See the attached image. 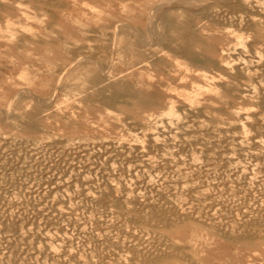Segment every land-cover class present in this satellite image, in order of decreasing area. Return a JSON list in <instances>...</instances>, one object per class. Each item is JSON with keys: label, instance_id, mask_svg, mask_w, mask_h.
<instances>
[{"label": "rangeland", "instance_id": "1", "mask_svg": "<svg viewBox=\"0 0 264 264\" xmlns=\"http://www.w3.org/2000/svg\"><path fill=\"white\" fill-rule=\"evenodd\" d=\"M201 1L0 0V264H264V0Z\"/></svg>", "mask_w": 264, "mask_h": 264}, {"label": "bare ground", "instance_id": "2", "mask_svg": "<svg viewBox=\"0 0 264 264\" xmlns=\"http://www.w3.org/2000/svg\"><path fill=\"white\" fill-rule=\"evenodd\" d=\"M190 1H191V0H190ZM193 1H195V0H192V2H193ZM198 1H200V0H198ZM202 1H203V0H202ZM202 1H201V3H202ZM208 1H211V0H208ZM258 1H259V0H258ZM48 2H49V1H48ZM178 2H179V1H178ZM178 2H176V0H175V3H178ZM181 2H182V0H181ZM186 2H187V1H186ZM192 2H190V3H192ZM219 2H220V1H219ZM228 2H229V1H228ZM245 2H246V1H245ZM255 2H256V1H255ZM171 3H172V2H171ZM184 3H185V2H184ZM188 3H189V2H187V5H188ZM193 3H195V2H193ZM198 3H200V2H198ZM220 3H221V2H220ZM260 3H262V2L260 1ZM185 4H186V3H185ZM195 4L198 5L197 3H195ZM230 4H232V3H230ZM230 4H229V5H230ZM170 5H171V4H170ZM179 5H184V4H179ZM179 5H178V6H179ZM192 5H193V4H192ZM204 5H205V4H204ZM227 5H228V3H227ZM229 5H228V6H229ZM247 5H248V4H247ZM173 6H174V5H172V7H173ZM175 6H177V4H175ZM184 6H186V5H184ZM193 6H194V5H193ZM225 6H226V4H225ZM245 6H246V5H245ZM158 7H159V6H158ZM181 7H182V6H181ZM195 7H196V6H195ZM207 7H208V6H207ZM235 7H236V6H235ZM155 8H157V7H155ZM183 8H184V7H183ZM183 8H182V9H183ZM187 8H188V7H187ZM189 8H190V7H189ZM193 8H194V7H193ZM232 8H234V7H232ZM238 8H239V7H237V9H238ZM259 8H260V7H259ZM259 8H258V9H259ZM168 9H169V8H168ZM166 10H167V9H166ZM186 10H187V9H186ZM188 10H189V9H188ZM190 10H191V8H190ZM193 10H195V9H193ZM198 10H199V9H198ZM248 10H249V8H248ZM157 11H158V9H157ZM169 11H170V10H169ZM195 11H196V10H195ZM153 12H154V11H153ZM155 12H156V9H155ZM197 12H198V11H197ZM243 12H244V11H243ZM164 13H165V12H163L162 14H164ZM224 13H225V12H224ZM230 13H231V11H230ZM239 13H240V12H239ZM157 14H158V13H157ZM162 14H161V15L159 14L160 17L163 16ZM227 14H228V13H227ZM246 14H247V11H246ZM249 14H250V13H249ZM152 15H154V14H152ZM164 15H166V14H164ZM173 16H175V15L173 14ZM224 16H225V15H224ZM227 16H228V15H227ZM227 16H226V17H227ZM239 16L241 17L240 14H239ZM239 16H238V19L241 20V18H239ZM248 16H249V15H248ZM151 17H152V16H151ZM158 18H159V16H158ZM164 18H165V17H163V18L161 17V19H164ZM169 18H170V17H169ZM171 18H172V17H171ZM227 18H228V17H227ZM173 19H174V18H173ZM244 19H246V18H244ZM250 19H251V18H250ZM171 20H172V19H171ZM175 20H176V19H175ZM256 20H257V18H256ZM150 21H151V20H150ZM153 21H154V20H153ZM166 21H167V20H166ZM167 22H168V21H167ZM174 22L176 23V21H174ZM174 22L171 21L170 24H172V23H174ZM236 22H237V21H236ZM152 23H153V22H152ZM237 23H238V22H237ZM247 23H248V22H247ZM179 24H180V23H178V25H179ZM181 24H182V23H181ZM253 24H254V23H253ZM173 25H174V24H173ZM175 25H177V24H175ZM236 25H237V24H236ZM121 26H123V25H121ZM153 26H154V25H153ZM171 26H172V25H170V27H171ZM238 26H239V25H238ZM155 27H156V26H155ZM168 27H169V24H168ZM170 27H169V28H170ZM176 27H177V26H176ZM181 27H182V26H181ZM183 27H184V26H183ZM187 28H188V27H187ZM249 28H250V26H249ZM252 28H253V27H252ZM181 29H182V28H181ZM170 30H171V28H170ZM173 30H174V28H173ZM182 30H183V29H182ZM228 30H229V29H228ZM234 30H235V29H234ZM133 31H134V30H133ZM177 31H178V29H177ZM235 31H237V30H235ZM116 32H117V31H116ZM175 32H176V30H175ZM149 33H151V32H149ZM157 33H158V31H157ZM176 33L178 34L179 32H176ZM190 33H192V32H190ZM190 33H189V34H190ZM234 33H236V32H234ZM137 34H138V33H137ZM147 34H148V33H147ZM155 34H156V33H155ZM193 34H194V33H193ZM239 34H240V33H239ZM150 35H152V34H150ZM169 35H170V33H169ZM172 35H173V34H172ZM187 35H188V34H187ZM235 35H236V34H235ZM146 36H147V35H146ZM162 36H163V35H162ZM175 36H178V35H175ZM179 36H180V35H179ZM191 36H192V35H191ZM241 36H242V34H241ZM111 37H112V36H111ZM154 38H155V37H154ZM163 38H164V37H163ZM166 38H167V37H166ZM193 38H194V37H193ZM238 38H239V37H238ZM242 38H243V37H242ZM142 39H143V38H142ZM146 39H147V38H146ZM168 39H169V38H168ZM168 39H167V40H168ZM189 39H190V38H189ZM147 40H148V39H147ZM161 40H162V39H161ZM174 40H175V39H174ZM174 40H173V41H174ZM236 40H238V39H236ZM240 40H242V39H240ZM142 41H143V40H142ZM148 41H150V40H148ZM155 41H157L156 38H155L154 42H155ZM173 41H172V42H173ZM242 41H243V40H242ZM244 41H246V40L244 39ZM146 42H147V41H146ZM154 42H153V43H154ZM236 42H237V41H236ZM191 43H192V42H191ZM239 43H240V41H239ZM246 43H247V42H246ZM150 44H151V43H150ZM243 44H244V43L242 42V46H243ZM148 45H149V44H148ZM148 45H147V46H148ZM186 45H187V44H186ZM233 45H234V44H233ZM246 45H247V44H246ZM144 46H145V45H144ZM150 46H151V45H150ZM187 46H188V45H187ZM189 46H190V45H189ZM189 46H188V47H189ZM239 46H240V44H239ZM239 46H238V48H240ZM244 46H245V45H244ZM112 47H113V46H112ZM115 47H116V46H115ZM233 47H234V46H233ZM190 48H191V47H190ZM241 48H242V47H241ZM113 49H114V48H113ZM186 49H187V47H186ZM246 49H247V47H246ZM109 50H110V49H109ZM109 50H108V51H109ZM177 50H178V49H177ZM190 50L193 51V49H190ZM241 50H242V49H241ZM110 51H111V50H110ZM187 51H188V50H187ZM223 52H224V51H223ZM235 52H236V50H235ZM103 53H104V52H103ZM110 53H111V52H110ZM249 53H250V52H249ZM100 54H101V53H100ZM105 54H107V53L105 52ZM229 54H230V53H229ZM259 54L262 55L261 53H259ZM107 55H108V54H107ZM109 55H110V54H109ZM184 55H185V54H184ZM189 55H190V54H189ZM203 55H204V54H203ZM91 56H92V55H91ZM110 56H111V55H110ZM256 56H257V55H256ZM263 56H264V55H263ZM88 57H90V56H88ZM185 57H186V56H185ZM187 57H188V56H187ZM201 57H202V55H201ZM208 57H209V56H208ZM240 57H241V56H240ZM259 57H260V56H259ZM84 58H85V57H84ZM203 58H204V57H203ZM238 58H239V57H238ZM241 58H242V57H241ZM241 58H239V59H241ZM76 59H77V58H76ZM79 59H80V58H79ZM91 59H93V58H91ZM108 59H109V57H108ZM189 59H190V58H189ZM232 59H234V58H232ZM239 59H238V60H239ZM258 59H259V58H258ZM81 60H82V58H81ZM86 60H87V59H86ZM241 60H242V59H241ZM248 60H249V59H248ZM248 60H247V61H248ZM94 61H95V60H94ZM233 61H236V60H233ZM253 61H254V59H253ZM255 61H257V59H256ZM258 61H259V60H258ZM81 62H82V61H81ZM110 62H111V61H110ZM236 62H238V61H236ZM79 63H80V62H79ZM104 63H105V62H104ZM234 63H235V62H234ZM234 63H233V64H234ZM247 63H248V62H247ZM259 63H260V62H259ZM77 64H78V63H77ZM99 64H101V63H99ZM102 64H103V62H102ZM224 64H225V63H224ZM226 64H227V63H226ZM228 64H229V62H228ZM233 64H231V65H233ZM198 65H199V63H198ZM229 66H230V65H229ZM97 67H98V65H97ZM100 67H101V65H100ZM103 67H105V66H103ZM230 67H231V66H230ZM106 68H107V67H106ZM103 70H104V69H103ZM248 73H249V72H248ZM252 73H253V72H252ZM252 73H251V74H252ZM251 74H250V75H251ZM205 75H206V74H205ZM248 76H249V75H248ZM248 76H247V77H248ZM61 77H62V76H61ZM184 77H185V76H184ZM206 78H207V77H206ZM256 80H257V79H256ZM256 80H255V81H256ZM99 82H100V81H99ZM64 84H65V83H64ZM62 86H63V85H62ZM129 86H130V85H129ZM119 87H121V86H119ZM127 87H128V86H127ZM128 88H129V87H128ZM213 88H214V87H213ZM253 88H254V87H253ZM129 89H130V88H129ZM129 89H128V90H129ZM254 90H255V89H254ZM133 94H135V93H133ZM256 94H257V93H256ZM258 94H259V93H258ZM253 95H254V93H253ZM261 100H262V99H261ZM10 103H11V102H10ZM48 105H49V104H48ZM172 108H173V107H172ZM176 108H177V107H176ZM170 110H171V109H170ZM181 110H182V108H181ZM177 111H178V110H177ZM182 111H183V110H182ZM172 112H175V111H174V110L170 111V113H172ZM241 112H242V111H241ZM241 112H240V113H241ZM2 113H3V112H2ZM5 113H7V112H5ZM164 113H165V112H164ZM166 113H167V112H166ZM170 113H169V114H170ZM175 113H176V112H175ZM7 114H8V113H7ZM169 114H168V115H169ZM247 114H249V113H246V115H247ZM12 115H14V114H12ZM173 115H174V114H173ZM173 115H172V116H173ZM250 115H251V114H250ZM0 117H1V116H0ZM167 117H168V116H167ZM169 117H170V115H169ZM175 117L177 118V116H175ZM244 117H245V116H244ZM249 117H250V116H249ZM1 118H3V117H1ZM172 118H173V117H172ZM247 118H248V117H247ZM240 119H241V118H240ZM5 120H6V119H5ZM175 120H176V119H175ZM190 120H191V119H190ZM246 120H247V119H246ZM246 120H245V121H246ZM155 121H156V120H155ZM166 122H167V121H166ZM248 122H249V120H248ZM260 122H261V121H260ZM186 123H187V122H186ZM186 123H185V124H186ZM251 123H252V122H251ZM245 124H246V123H245ZM245 124H244V126H245ZM260 124H261V123H260ZM161 126H163V125L161 124ZM174 127H175V126H174ZM245 128H248V126L245 127ZM255 128H256V126H255ZM152 130H153V129H152ZM210 130H211V129H210ZM245 130H246V129H245ZM169 136H170V134H169ZM222 136H223V135H222ZM181 137H182V136H181ZM223 137H224V136H223ZM258 137H259V135H258ZM5 138H6V137H5ZM260 138H261V137H260ZM183 139H184V138H183ZM221 139H222V138H221ZM254 139H256V138H254ZM254 139H253V141H254ZM226 140H227V139H226ZM240 140H241V139H240ZM257 140H258V139H256L254 142H256ZM168 141H169V140H168ZM260 141H261V140H260ZM215 142H216V141H215ZM218 142H219V141H218ZM109 143H110V142H109ZM172 143H173V142H172ZM251 143H252V142H251ZM259 143H260V142H259ZM259 143H258V144H259ZM106 144H107V143H106ZM262 144H263V143H262ZM77 145H78V144H77ZM104 146H105V145H104ZM30 147H31V146H30ZM137 147H138V146H137ZM186 147H187V146H186ZM198 147H200V146H198ZM196 148H197V147H196ZM17 150H18V149H17ZM59 150H60V149H59ZM67 150H68V149H67ZM67 150H66V151H67ZM185 150H186V149H185ZM199 150H200V149H199ZM183 151H184V150H183ZM43 152H44V151H43ZM11 153H12V151H11ZM54 153H55V152H54ZM73 153H74V152H73ZM87 153H88V152H87ZM47 154H48V153H47ZM146 154H147V153H146ZM6 155H7V154H6ZM67 155H68V153H67ZM71 155H72V154H71ZM88 155H89V154H88ZM15 156H16V155H15ZM46 156H47V155H46ZM65 156H66V155H65ZM150 156H151V155H150ZM172 156H173V155H172ZM189 156H191V155H189ZM242 156H243V155H242ZM71 157H72V156H71ZM77 157H78V156H77ZM19 158H20V157H19ZM41 158H42V157H41ZM55 158H56V157H55ZM63 158H65V157H63ZM137 158H138V157H137ZM139 158H140V157H139ZM57 159H58V158H57ZM70 159H72V158H70ZM70 159H69V160H70ZM75 159H77V158L75 157ZM101 159H102V158H101ZM191 159H192V158H191ZM219 159H220V158H219ZM262 159H263V158H262ZM122 160H123V159H122ZM131 160H132V159H131ZM197 160H198V159H197ZM63 161H64V160H63ZM70 161H71V160H70ZM180 161H181V160H180ZM194 161H195V160H194ZM236 161H237V160H236ZM239 161H240V160L238 159V163H237V164H240ZM21 162H22V161H21ZM49 162H50V161H49ZM67 162H69V161H67ZM110 162H111V161H110ZM135 162H136V161H135ZM16 163H17V162H16ZM19 163H20V162H19ZM55 163H56V162H55ZM140 163H141V161H140ZM188 163H189V162H188ZM193 163H194V162H193ZM243 163H244V162H243ZM257 163H258V162H257ZM263 163H264V162H263ZM155 164H156V163H155ZM198 164H199V163H198ZM212 164H213V163H212ZM241 164H242V162H241ZM253 164H254V163H253ZM36 165H37V164H36ZM66 165H68V163H67ZM109 165H110V164H109ZM112 165H113V164H112ZM144 165H145V164H144ZM144 165H142V166H144ZM191 165H192V164H191ZM191 165H190V166H191ZM213 165H214V164H213ZM232 165H233V164H232ZM235 165H236V163H235ZM17 166H18V165H17ZM17 166H16V167H17ZM20 166H21V165H20ZM113 166H114V165H113ZM119 166H120V165H119ZM236 166H237V165H236ZM86 167H87V166H86ZM92 167H93V166H92ZM120 167H121V166H120ZM151 167H152V166H151ZM151 167H150V168H151ZM153 167H154V166H153ZM207 167H208V166H207ZM237 167H238V166H237ZM34 168H35V167H34ZM65 168H66V166H65ZM115 168H116V167H115ZM161 168H162V167H161ZM241 168H242V167H241ZM55 169H56V168H55ZM66 169H67V168H66ZM77 169H78V168H77ZM122 169H123V168H122ZM126 169H127V168H126ZM148 169H149V168H148ZM152 169H153V168H152ZM152 169H151V170H152ZM170 169H171V168H170ZM195 169H196V168H195ZM206 169H207V168H206ZM233 169H234V168H233ZM236 169H237V168H236ZM239 169H240V168H239ZM244 169H246V168H244ZM244 169H243V171H244ZM13 170H14V169H13ZM67 170H68V169H67ZM137 170H138V169H137ZM144 170H146V169L144 168ZM184 170H185V169H184ZM209 170H210V169H209ZM9 171H10V170H9ZM11 171H12V170H11ZM117 171H118V170H117ZM141 171H142V170H141ZM45 172H46V171H45ZM65 172H66V171H65ZM148 172H149V170H148ZM151 172H155V171H151ZM205 172H206V170H205ZM246 172H247V171H246ZM138 173H139V171H138ZM144 173H145V172H144ZM158 173H159V172H158ZM203 173H204V172H203ZM240 173H241V172H240ZM252 173H253V171H252ZM8 174H9V173H8ZM31 174H32V173H31ZM154 174H155V173H154ZM170 174H171V173H170ZM51 175H52V174H51ZM56 175H57V174H56ZM68 175H69V174H68ZM68 175H67V176H68ZM117 175H118V174H117ZM127 175H128V174H127ZM205 175H207V174L205 173ZM254 175H255V173H254ZM44 176H45V175H44ZM146 176H147V175H146ZM57 177H58V175H57ZM74 177H75V176H74ZM87 177H88V176H87ZM116 177H117V176H116ZM169 177H170V176H169ZM212 177H213V176H212ZM255 177H256V176H255ZM43 178H44V177H43ZM51 178H52V177H51ZM127 178H129V177H127ZM127 178H126V179H127ZM135 178H136V177H135ZM148 178H149V177H147V179H148ZM162 178H163V177H162ZM170 178H171V177H170ZM170 178H169V179H170ZM121 179H122V178H121ZM130 179H131V178H130ZM252 179H253V178H252ZM48 180H49V179H48ZM151 180H152V179H151ZM26 181H27V180H26ZM53 181H54V180H53ZM229 181H230V180H229ZM248 181H249V180H248ZM50 182H51V181H50ZM63 182H64V179H63ZM217 182H218V180H217ZM249 182H250V181H249ZM45 183H46V182H45ZM129 183H130V182H129ZM139 183H140V182H139ZM159 183H160V182H159ZM235 183H236V182H235ZM81 184H82V183H81ZM205 184H206V183H205ZM228 184H229V183H228ZM236 184H237V183H236ZM18 185H19V184H18ZM52 185H54V184H52ZM84 185H85V184H84ZM163 185H164V184H163ZM229 185H230V184H229ZM50 186H51V185H50ZM130 186H131V185H130ZM159 186H160V184H159ZM169 186H170V185H169ZM218 186H219V185H218ZM57 187H58V186H57ZM74 187H75V186H74ZM148 187H149V186H148ZM244 187H245V186H244ZM76 188H77V187H76ZM126 188H127V187H126ZM156 188H157V187H156ZM163 188H164V187H163ZM61 189H62V188H61ZM132 189H133V187H132ZM201 189H202V188H201ZM209 189H210V187H209ZM220 189H221V188H220ZM73 190H74V189H73ZM164 190H165V188H164ZM261 190H262V189H261ZM15 191H16V190H15ZM23 191H25V190H23ZM35 191H36V190H35ZM50 191H51V190H50ZM52 191H53V190H52ZM54 191H55V190H54ZM90 191H91V190H90ZM139 191H140V190H139ZM165 191H166V190H165ZM259 191H260V190H259ZM3 192H4V191H3ZM43 192H44V191H43ZM47 192H48V191H47ZM228 192H229V191H228ZM29 193H30V192H29ZM50 193H51V192H50ZM93 193H95V192H93ZM136 193H137V191H136ZM170 193H171V192H170ZM183 193H185V192H183ZM24 194H25V193H24ZM42 194H43V193H42ZM113 194H114V193H113ZM145 194H146V193H145ZM21 195H22V194H21ZM51 195H52V194H51ZM223 195H224V194H223ZM227 195H228V194H227ZM15 196H16V195H15ZM212 196H213V195H212ZM51 197H52V196H51ZM59 197H60V196H59ZM220 197H221V196H220ZM2 198H3V197H2ZM32 198H33V197H32ZM43 198H44V197H43ZM45 198H46V197H45ZM3 199H4V198H3ZM53 199H56V198H53ZM89 199H90V197H89ZM201 199H202V198H201ZM203 199H204V198H203ZM33 200H34V199H33ZM76 200H77V199H76ZM151 200H152V199H151ZM163 200H164V199H163ZM231 200H233V199L231 198ZM236 200H237V199H236ZM74 201H75V200H74ZM139 201H140V199H139ZM143 201H144V200H143ZM143 201H142V202H143ZM85 202H86V201H85ZM120 202H121V201H120ZM227 202H228V201H227ZM232 202H233V201H232ZM15 203H16V201H15ZM79 203H80V202H79ZM150 203H151V202H150ZM251 203H252V202H251ZM49 204H50V203H49ZM55 204H56V203H55ZM136 204H137V203H136ZM180 204H181V203H180ZM182 204H183V203H182ZM232 204H233V203H232ZM6 205H7V204H6ZM6 205H5V206H6ZM32 205H33V204H32ZM138 205H139V204H138ZM168 205H169V204H168ZM185 205H186V204H185ZM185 205H184V206H185ZM187 205H188V204H187ZM189 205H191V204H189ZM16 206H17V205H16ZM36 206H37V205H36ZM97 206H98V205H97ZM163 206H165V205H163ZM179 206H180V205H179ZM229 206H230V205H229ZM64 207H66V206H64ZM78 207H79V206H78ZM94 207H95V206H94ZM147 207H148V206H147ZM186 207H187V206H186ZM215 207H217V206H215ZM258 207H259V206H258ZM59 208H60V207H59ZM74 208H75V207H74ZM174 208H176V207L174 206ZM174 208H172V210H173ZM207 208H208V207H207ZM55 209H56V208H55ZM81 209H82V208H81ZM98 209H99V208H98ZM108 209H109V208H108ZM162 209H163V208H162ZM166 209H167V208H166ZM179 209H180V208H178L177 210H179ZM182 209H183V206H182ZM182 209H180V210H182ZM189 209H190V208H189ZM191 209H192V208H191ZM214 209H215V208H214ZM218 209H219V208H218ZM23 210H24V209H23ZM63 210H64V209H63ZM83 210H84V209H83ZM154 210H156V209H154ZM203 210H204V209H203ZM38 211H39V210H38ZM47 211H48V210H47ZM65 211H66V209H65ZM67 211H68V210H67ZM73 211H75V210H73ZM77 211H78V210H77ZM77 211H76V212H77ZM138 211H139V210H138ZM235 211H236V210H235ZM262 211H263V210H262ZM76 212H75V213H76ZM88 212H89V210H88ZM172 212H173V211H172ZM179 212H180V211H179ZM179 212H178V213H179ZM182 212L185 213L186 211H181L180 213H182ZM205 212H206V211H205ZM215 212H216V211H215ZM221 212H222V211H221ZM233 212H234V211H233ZM6 213H7V212H6ZM23 213H25V211H24ZM33 214H34V213H33ZM41 214H42V213H41ZM52 214H53V213H52ZM175 214H176V213H175ZM193 214H194V213H193ZM193 214H192V217L195 215V214H194V215H193ZM217 214H218V213H217ZM220 214H221V213H220ZM223 214H224V212H223ZM7 215H8V214H7ZM17 215H18V214H17ZM49 215H50V214H49ZM60 215H61V214H60ZM65 215H66V214H65ZM85 215H86V213H85ZM124 215H125V214H124ZM183 215H184V214H183ZM185 215H186V214H185ZM206 215H207V214H206ZM235 215H236V214H235ZM5 216H6V215H5ZM30 216H31V215H30ZM52 216H53V215H52ZM96 216H97V215H96ZM10 217H11V216H10ZM17 217H18V216H17ZM57 217H58V216H57ZM123 217H124V216H123ZM206 217H208V216H206ZM217 217H218V216H217ZM22 218H23V217H22ZM25 218H26V216H25ZM46 218H47V217H46ZM46 218H45V219H46ZM196 218H197V217H196ZM201 218H203V217H201ZM236 218H237V217H236ZM9 219H10V218H9ZM11 219H12V218H11ZM16 219H17V218H16ZM20 219H21V218H20ZM164 219H165V218H164ZM198 219H199V218H198ZM207 219H208V218H207ZM207 219H206V220H207ZM218 219H219V218H218ZM47 220H48V219H47ZM214 220H215V219H214ZM214 220H213V221H214ZM10 221H11V220H10ZM19 221H20V220H19ZM26 221H27V220H26ZM48 221H49V220H48ZM6 222H7V221H6ZM50 222H51V221H50ZM204 222L206 223L207 221H204ZM208 222H210V221H208ZM215 222H216V221H215ZM257 222H258V221H257ZM30 223H31V222H30ZM34 223H35V222H34ZM44 223H45V222H44ZM48 223H49V222H48ZM52 223H53V222H52ZM104 223H105V222H104ZM122 223H123V222H122ZM122 223H121V224H122ZM227 223H228V222H227ZM72 224L74 225L73 222H72ZM87 224H88V223H87ZM210 224H211V223H210ZM83 226H84V225H83ZM83 226H82V227H83ZM104 226H105V225H104ZM224 226H225V225H224ZM224 226H223V227H224ZM77 227H78V226H77ZM16 228H17V227H16ZM19 228H20V227H19ZM46 228H47V227H46ZM94 228H95V227H94ZM96 228H97V227H96ZM110 228H111V227H110ZM52 229H53V228H52ZM74 229H75V228H74ZM113 229H114V228H113ZM115 229H116V228H115ZM15 230H16V229H15ZM37 230H38V229H37ZM79 230H80V229H79ZM88 230H90V229H88ZM223 230H224V229H223ZM2 231H3V230H2ZM21 231H22V230H20V232H21ZM42 231H43V230H42ZM44 231H45V230H44ZM46 231H47V230H46ZM77 231H78V230H77ZM112 231H113V230H112ZM228 231H229V230H228ZM17 232H18V231H17ZM28 232H29V231H28ZM46 233L48 234V232H46ZM46 233H45V234H46ZM53 233H54V232H53ZM57 233H59V232H57ZM131 233H132V232H131ZM61 234H62V233H61ZM65 234H66V233H65ZM70 234H71V233H70ZM138 234H139V233H138ZM138 234H137V235H138ZM51 235H54V234H51ZM82 235H83V234H81V236H82ZM145 235H146V234H145ZM156 235H157V234H156ZM248 235H249V234H248ZM63 236H64V235H63ZM68 236H69V235H67V237H68ZM109 236H110V235H109ZM141 236H142V235H141ZM252 236H253V235H252ZM34 237H35V236H34ZM43 237H44V236H43ZM45 237H46V236H45ZM53 237H55V236H53ZM59 237H60V236H59ZM88 237H89V236H88ZM145 237H146V236H145ZM39 238H40V237H39ZM16 239H17V238H16ZM45 239H46V238H45ZM22 240H23V239H22ZM14 241H15V240H14ZM8 242H9V241H8ZM56 242H57V241H56ZM115 242H116V241H115ZM141 242H142V241H141ZM50 243H51V242H50ZM95 243H96V242H95ZM100 243H101V242H100ZM102 243H103V242H102ZM15 244H16V243H15ZM20 244H21V242H20ZM55 244H56V243H55ZM57 244H58V243H57ZM144 244H145V243H144ZM144 244H143V245H144ZM155 244H156V243H155ZM8 245H9V244H8ZM27 245H28V244H27ZM22 246H23V245H22ZM82 246H83V245H82ZM96 246H97V245H96ZM7 247H8V246H7ZM19 247H20V246H19ZM29 247H30V246H29ZM36 247H37V246H36ZM51 248H52V247H51ZM58 248H59V247H58ZM81 248H82V247H81ZM147 248H148V247H147ZM54 249H56V248L54 247ZM119 249H120V248H119ZM132 249H133V248H132ZM149 249H150V248H149ZM4 250H5V249H4ZM11 250H12V249H11ZM59 250H60V249H59ZM88 250H89V249H88ZM18 251H19V250H18ZM26 251H27V249H26ZM33 251H34V250H33ZM132 251H133V250H132ZM156 251H157V250H155L154 253H155ZM27 252H28V251H27ZM29 252H30V250H29ZM141 252H142V250H141ZM21 253H22V252H21ZM109 253H110V252H109ZM135 253H136V251H135ZM24 254H25V253H24ZM28 254H29V253H28ZM33 254H34V253H33ZM178 254H179V253H178ZM34 255H35V254H34ZM147 255H148V254H147ZM100 256H101V255H100ZM142 256H143V255H142ZM13 257H14V256H13ZM19 257H20V256H19ZM29 257H30V256H29ZM122 257H123V256H122ZM185 257H186V256H185ZM35 258H36V257H35ZM37 259H38V258H37ZM41 259H42V258H41ZM62 259H63V258H62ZM125 259H128V258H125ZM42 260H43V259H42ZM50 260H51V259H50ZM99 260H100V259H99ZM105 260H106V259H105ZM142 260H143V259H142ZM16 261H17V259H16ZM29 261H30V260H29ZM52 261H53V260H52ZM128 261H129V260H128ZM53 262H54V261H53ZM62 262H63V261H62ZM31 263H32V262H31ZM31 263H30V264H31ZM65 263H67V262H65ZM104 264H106V263H104Z\"/></svg>", "mask_w": 264, "mask_h": 264}]
</instances>
